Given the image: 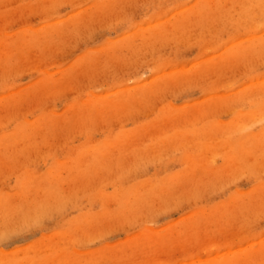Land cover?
<instances>
[{
	"label": "rangeland",
	"instance_id": "374dc122",
	"mask_svg": "<svg viewBox=\"0 0 264 264\" xmlns=\"http://www.w3.org/2000/svg\"><path fill=\"white\" fill-rule=\"evenodd\" d=\"M0 264H264V0H0Z\"/></svg>",
	"mask_w": 264,
	"mask_h": 264
}]
</instances>
